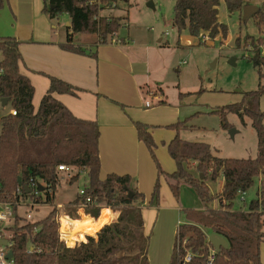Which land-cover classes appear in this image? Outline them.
<instances>
[{"label": "trees", "instance_id": "trees-1", "mask_svg": "<svg viewBox=\"0 0 264 264\" xmlns=\"http://www.w3.org/2000/svg\"><path fill=\"white\" fill-rule=\"evenodd\" d=\"M43 11L51 18L65 13L70 17L67 42L61 44L79 54L97 57V52H87L81 45L74 44L76 34H96L99 44L115 40L117 32L128 17L102 16L106 7L117 0H43ZM128 1V0H126ZM231 14L241 12L244 0H225ZM5 0H0V9ZM220 0H175L173 25L181 33L183 30L198 37L214 41L227 39L229 29L219 21ZM241 15V16H242ZM258 28L264 33V7L254 14ZM249 18V19H250ZM247 23L249 20H244ZM249 34L244 44L255 43ZM120 41V40H117ZM242 39H237V46ZM255 43L257 50L251 61L259 68L264 66V38ZM22 55L19 42L12 38H0V97L9 98L10 112L0 116V199L12 202L16 211V227L13 230L14 264H150V235L145 233V220L142 204L145 195L139 191L130 175L108 174L101 178L100 125L95 120L75 116L55 94L75 95L82 89L56 77H50V87L40 106L35 110L33 98L35 88L31 80L20 70ZM261 75L260 79H262ZM202 91H198L200 93ZM264 83L258 89L248 91L241 101L218 107L212 111L221 119V125L230 129L228 120L231 113L243 119L247 114L256 129L258 144L254 158H223L217 156L210 144L202 141H189L179 134L168 144V152L176 163V170L167 173L156 156V142L149 131L150 126L136 122L138 137L149 149L158 170L151 201L159 202L160 177L163 176L176 198L180 188L187 184L193 188L202 203L207 206L220 199L219 208L205 210L185 209V222L177 231V239L169 264H262L261 245L264 243V112L261 110V97ZM189 95L180 93V96ZM159 101L157 104H164ZM188 120L169 125L179 132L187 128ZM67 165L86 171L85 194L63 207L64 214L72 217L82 208L88 197L91 201L85 211L97 218L104 208H109L115 218L110 221L108 210L102 212L96 224L103 223L98 232H85L86 241L75 249L76 241L61 233V209L56 202L60 184L58 166ZM204 176V180L201 179ZM79 173L69 178L73 183ZM223 177L221 193L212 194L208 181ZM260 178L258 196L246 208H235L239 195L250 190ZM21 179V184L19 183ZM45 184L41 191V204H49L47 216L32 221L18 214L19 204L28 200L25 186L30 188L31 180ZM20 191V193H19ZM77 218V217H75ZM108 223V224H106ZM216 233L228 242L227 248L215 253L212 263L209 253L213 245L209 235ZM90 234V235H89ZM79 232V239L83 238ZM67 242V245H66ZM187 253L192 254L190 262H185Z\"/></svg>", "mask_w": 264, "mask_h": 264}, {"label": "rangeland", "instance_id": "rangeland-1", "mask_svg": "<svg viewBox=\"0 0 264 264\" xmlns=\"http://www.w3.org/2000/svg\"><path fill=\"white\" fill-rule=\"evenodd\" d=\"M174 5L175 0H117L114 6L106 7L101 12L102 15H128L129 17L123 21V25L117 32L113 42L114 44L118 42L119 38H125L126 40L132 38L140 42L152 40L155 45L160 44L159 40L161 38L164 42L169 41V44H163L166 47L162 48L169 62V67L166 70L154 72L149 84L150 89L153 91L159 92L162 88L170 105L167 108L161 106L158 111L155 107L149 109L153 104L148 106L146 103H152L151 100L154 97L152 94L147 93V100H145L142 107L148 109V111L143 110L142 112L146 116L144 120L152 122L168 121L172 119L173 111H177V113L175 112L177 118L180 117L185 120L190 114L198 113L197 110L205 111L211 106L212 112L218 107L241 101L246 92L258 89L261 80L264 83V66L259 71V68L250 59L257 50L255 46L257 42L254 40L255 43L253 44H244V37L247 34L256 40L264 38V34L256 25L254 18H250L247 23H243V15L241 14V25H239L238 17L229 14L226 6L223 8V4H221L219 8L220 17L229 29L227 39L222 42L220 38L210 41L203 37L202 41L206 40V44H200L197 37L190 35L188 31H182L180 34L173 26ZM55 21L65 31L70 22V17L68 14L62 13L56 17ZM237 34L238 36L235 37ZM239 38L242 39V42L237 46V39ZM258 45H260L259 42ZM262 50L264 55V48ZM261 75H263L262 79H260ZM198 91L202 92L197 93ZM190 92L193 95L202 94V102L200 104H189L187 98L185 102L181 103L180 93L190 95ZM260 107L264 112V93L261 97ZM10 110V104L0 105V115L8 113ZM228 120L232 127L225 129L221 125V119L217 114L200 113L192 117L189 125L187 124L188 128L192 125H196V128L189 132L183 130L181 136L187 140L209 143L213 152L223 158H254L257 155L258 137L251 118L245 114L242 119L237 114L231 113L228 115ZM138 121L134 120V126ZM148 125L150 126V124ZM158 128L161 130L166 129L163 126ZM232 129L235 130L234 137L230 133ZM156 156L163 169L167 166L166 163H172L173 167L175 166L166 145L158 147ZM68 173L63 172V178L60 179L56 197V202L60 205L76 198L78 192L88 182L86 175L79 172L78 180L69 183ZM72 173H78V169L74 168ZM222 181V176L216 181H208L211 193L220 192ZM160 185L159 202L150 203L152 195L149 194L146 197L149 201L144 206L146 229L151 237L149 247L150 264H169L173 252L172 247L177 222L183 219L182 210L184 208L197 209L204 205L189 185L181 186L178 198L174 196L163 176L160 177ZM259 185L260 178H257L250 190L238 196L235 201V208H246L252 199L257 198ZM165 189H167L168 195L164 194ZM219 203V199H217L214 206L217 207ZM206 207L212 208L211 205ZM50 210L51 206L49 204H40L32 209L26 202L20 205L19 214L25 217L30 214V220L38 221L47 216ZM75 215L77 216L78 213ZM72 220L75 221L76 219ZM68 223L69 229H67L66 221H63L62 233L67 238H75L69 236L75 230H72L70 220ZM86 231L88 230L86 229ZM91 231L89 232L92 233ZM261 257L262 264H264V243L261 245Z\"/></svg>", "mask_w": 264, "mask_h": 264}, {"label": "crops", "instance_id": "crops-1", "mask_svg": "<svg viewBox=\"0 0 264 264\" xmlns=\"http://www.w3.org/2000/svg\"><path fill=\"white\" fill-rule=\"evenodd\" d=\"M244 2L246 6L255 5L257 7H264V0H244ZM221 4H223V8L224 6L227 8L225 0H220L218 10ZM43 8V0H5L3 8L0 9V38H12L19 42L22 55L20 70L31 80L35 88L33 98L35 110L39 108L43 97L50 87V77H56L82 89V91L77 92L75 95L55 94V98L64 103L75 116L95 120L99 123L101 130L99 144L101 178H105L111 173L130 175L139 191L145 195V201L142 204L144 216V206L149 201L146 197L153 192L154 185L158 179V170L148 147L138 137L136 126L133 123L134 120H139L138 122L147 125L150 124L149 131L155 137L156 151L161 145H166L168 149V144L177 134L183 138L181 136L183 130L189 132L196 128V125H192L189 128L181 129L179 132L168 128L169 125L183 120L180 117L177 118V111H175L176 113L174 111L172 112V119L168 121L152 122L144 120L146 116L142 112L143 110L148 111V109L142 107L145 100H147V93L152 94L154 97L151 100L153 106L149 107V109L155 107L158 111L161 109V106H166L167 108L170 105L164 96V90L160 88V93L153 91L150 89L149 84L154 72H160L169 67V62L162 51V48L166 47L163 44L168 45L169 41L164 42L161 38L159 40L160 44L155 45L152 40L140 42L132 38H128L127 40L125 38H119L120 41L116 44L113 41L108 44L96 45L98 42V36L96 34L80 33L74 36V44L81 45L87 52H97V57L90 56L89 54L75 53L63 49L61 46V44L67 42L70 22L64 31L55 21L56 17L51 18L43 11ZM229 14L231 13L229 12ZM231 15H236L239 25H241V12H236ZM102 16L128 17V15L113 14ZM218 17L219 21L224 23V20L220 17V13ZM237 36L238 34L235 37ZM186 96H179L181 103L185 102L187 98L189 104H200L202 102V94L193 95L191 93L188 95L189 97ZM159 101H164L165 103L157 104ZM211 107L205 111L197 110L198 113L194 112V115L193 113L190 114L187 118L188 125L192 117L204 112L212 113ZM159 126H163L166 129L161 130L158 128ZM163 152L165 153V151ZM164 153L162 154L164 155ZM166 164V169H163L165 172L173 173L176 170V163L174 167L172 163ZM62 173H60L61 176ZM223 183L224 180L222 181L220 192L212 194L221 193ZM183 185L187 186V184ZM164 194H169L167 189H165ZM216 200L209 204L212 208H219L220 203L217 207L214 206ZM70 201L58 205L61 209L60 217H63V220L66 221L67 228H70L68 223L70 220L71 228L75 230L72 233L73 235L71 234L70 236L75 237L71 238V240L76 241V249L82 241H86V235L88 234L85 232H89L84 229V236L79 239V232L82 229L76 230L77 222H82L84 216L88 217V221L97 227V230L92 232L95 233L105 225L94 222V220L97 221L103 211H109L110 221L108 223L114 220L115 214L109 208H104L101 210L99 216L95 218L87 213L85 209H80L77 212V216L68 217L64 214L63 207ZM207 208L203 205L196 210H205ZM185 209L195 208H184L182 210L183 219L177 222L172 250L177 239L178 227L181 223L185 222ZM74 218L76 219L75 221L72 220ZM144 226L145 233L150 235L146 229V221ZM62 235L67 241V237L64 234Z\"/></svg>", "mask_w": 264, "mask_h": 264}, {"label": "built area", "instance_id": "built-area-1", "mask_svg": "<svg viewBox=\"0 0 264 264\" xmlns=\"http://www.w3.org/2000/svg\"><path fill=\"white\" fill-rule=\"evenodd\" d=\"M2 72H3V68L0 67V74ZM146 104L148 106H150L152 103L147 102ZM0 105L2 106V98L1 97H0ZM11 113L15 115V114H17V111L12 109ZM0 116H2V115H0ZM73 169H74L73 167H70L67 165H59L58 166V171L60 173L65 172V171L69 172L68 173L69 178L72 177L73 175L77 174V173H72ZM79 172L86 174V171H84V170L78 169V173ZM58 177H59V179L63 178L61 176V174H59ZM39 185H42L43 190H44L45 184H43L42 182L37 183L33 179L31 180L30 188L32 189V191H31L32 196L28 200L22 201L19 204V207L21 204H24L26 202L29 205V207H31L32 209H34L35 207H37L41 204L40 198L42 196V193H41V190L39 189ZM19 193H20V191H19ZM80 193L82 195H84L85 194L84 189H81ZM1 196H2V190L0 188V198H1ZM90 201H91V198L88 197L86 199V202L81 206L82 207L81 209H85ZM18 214H19V209H18ZM16 215L17 214H16V211L14 210V206H13L12 202H8V201H4V200L0 199V240H6L7 241L6 245L0 244V264H14V257L8 258V253L10 250H12V246H13V235H14L13 230L16 227ZM27 218L30 219L31 215L28 214ZM60 223H61V217H60ZM61 233H62V231H61ZM215 253H216V251H215L214 247L211 248L210 253H209V258H208L210 263L213 262V260L215 258ZM191 258H192V254L187 253V255L184 258V261L190 262Z\"/></svg>", "mask_w": 264, "mask_h": 264}, {"label": "water", "instance_id": "water-1", "mask_svg": "<svg viewBox=\"0 0 264 264\" xmlns=\"http://www.w3.org/2000/svg\"><path fill=\"white\" fill-rule=\"evenodd\" d=\"M259 11V7L255 6V5H248L244 7V11H243V16H244V20H248L250 17H252L254 14H256ZM10 99L9 98H3L2 99V105L5 106L9 103ZM234 132L235 130H231V136L234 137ZM201 179L204 180V176L201 175ZM19 183L21 184V179H19ZM25 189L28 193H31L32 189L29 188L28 186H25ZM39 189L42 191L43 190V186L39 185ZM209 241L211 242V244L213 245L214 249L216 252L221 251L222 248H227L228 247V242L227 240L216 234V233H212L209 236ZM0 244H7L6 240H0ZM14 255L13 250H10L8 253V258H12Z\"/></svg>", "mask_w": 264, "mask_h": 264}, {"label": "bare ground", "instance_id": "bare-ground-1", "mask_svg": "<svg viewBox=\"0 0 264 264\" xmlns=\"http://www.w3.org/2000/svg\"><path fill=\"white\" fill-rule=\"evenodd\" d=\"M82 214H83V213H82ZM88 219H89L88 217L84 216V217H83V221L80 222V224H81V225L87 224V223L89 222ZM63 221H64V220H63V217H62V218H61V228H63ZM64 226H65V225H64ZM90 227H91V229H92L91 232L97 230V227H96L92 222L90 223ZM67 229H68V228H67ZM67 229H66V230H67ZM80 229H86V228H83V227H82V228H80ZM61 231H62V229H61ZM67 231H68V230H67ZM88 231H89V230H88ZM66 233H67V232H66ZM70 235H71V234H69V236H70ZM72 235H73V234H72Z\"/></svg>", "mask_w": 264, "mask_h": 264}, {"label": "clouds", "instance_id": "clouds-1", "mask_svg": "<svg viewBox=\"0 0 264 264\" xmlns=\"http://www.w3.org/2000/svg\"><path fill=\"white\" fill-rule=\"evenodd\" d=\"M86 228L87 230L91 231V227H90V222H88L87 224L81 225L80 223L77 222L76 224V229L79 230L80 228Z\"/></svg>", "mask_w": 264, "mask_h": 264}]
</instances>
